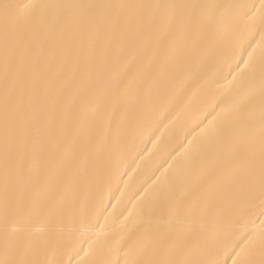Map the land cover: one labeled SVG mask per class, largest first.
Here are the masks:
<instances>
[{
  "label": "snow or ice",
  "instance_id": "snow-or-ice-1",
  "mask_svg": "<svg viewBox=\"0 0 264 264\" xmlns=\"http://www.w3.org/2000/svg\"><path fill=\"white\" fill-rule=\"evenodd\" d=\"M240 7L250 35L257 12L264 27V0L258 9L212 0H0V264H64L55 259L59 240L36 243L43 229L24 225L34 217L56 225L70 214L154 85L226 35ZM248 46L247 59L236 60L238 86L200 129L207 145L198 167L156 177L162 187L150 206L104 241L108 258L77 264H264V219L258 230H234V218L257 205L264 217V32ZM97 204L106 209L102 197ZM101 234L76 255L89 256ZM221 234L230 238L227 258H206Z\"/></svg>",
  "mask_w": 264,
  "mask_h": 264
},
{
  "label": "bare ground",
  "instance_id": "bare-ground-1",
  "mask_svg": "<svg viewBox=\"0 0 264 264\" xmlns=\"http://www.w3.org/2000/svg\"><path fill=\"white\" fill-rule=\"evenodd\" d=\"M212 2L255 5L257 9L261 4V0ZM246 12L247 7L233 8L230 15L239 19L226 35L214 36L208 47L193 53L181 67L170 68L164 73L148 93L149 102L141 117L125 127L123 138L107 161L99 182L92 185L86 197L84 193L81 194L80 201L70 209V214L62 222L53 225L43 217H34L24 225L25 230L43 229L36 233V243L50 238L59 240L55 259L62 260L64 264H69V261L77 264L81 258H108V254L103 252L104 241H111L124 230L125 225L131 228L137 211L150 206L154 189L162 187L160 182L154 183L156 177L163 179V174L175 178L178 170L190 174L198 167L200 154L207 145V141L198 135L200 129L215 115L213 107L226 101L230 92L238 86L240 77L237 76L236 81L232 80L237 75L234 70L236 60L241 56L247 59V53L252 50L248 46L249 41L255 45L260 41L261 32H264L259 21L260 13L257 12L255 31L251 35L248 33L244 23ZM259 119L257 113V139ZM190 140L194 147H189ZM169 165L172 167L169 168ZM145 189L148 191L145 192ZM99 197L103 198L106 209L98 206ZM228 212L225 205L224 214ZM258 213L257 205L251 216H236L234 230H258L260 220L264 219ZM125 217L128 219L125 220ZM96 233H102L101 242L93 245L89 256H84L83 252L77 256L76 252L81 247L88 250V240L94 238ZM229 239L228 236L219 235L206 258L223 262L227 258L224 247ZM40 255L41 258H51L50 251H42ZM228 264H231L230 260Z\"/></svg>",
  "mask_w": 264,
  "mask_h": 264
}]
</instances>
